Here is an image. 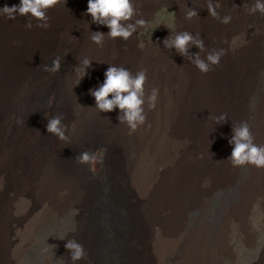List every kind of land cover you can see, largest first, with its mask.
Segmentation results:
<instances>
[{"label":"bare ground","instance_id":"bare-ground-1","mask_svg":"<svg viewBox=\"0 0 264 264\" xmlns=\"http://www.w3.org/2000/svg\"><path fill=\"white\" fill-rule=\"evenodd\" d=\"M20 2L0 0V8ZM51 14V19L62 21L69 13L63 7ZM29 17L0 16V264H93L99 240L104 264H233V258L242 255L249 263L261 258L264 264V168L235 167L227 160L234 147L229 143L233 126L242 121H247L254 142L264 146V73L256 79L246 59L237 72L223 70L220 62L203 73L191 63L192 70L180 73L173 88L171 79L176 81L177 75L155 71L150 61L137 70L129 57L123 67L133 75L146 70V94L159 89L154 109L146 101L144 124L129 134L128 125L118 119L123 114L119 108L107 113L95 108L91 90L102 86L105 77L99 84L89 83L75 105L73 123L63 117L68 139L51 133L46 137L34 115L41 95L59 75L40 66L47 65L46 52H60V44L50 23L42 29L33 18L30 29L19 26ZM107 42L92 44L88 53L106 59ZM161 62L172 63L165 58ZM109 63L107 58L100 69L106 71ZM256 80L259 87L251 90ZM246 93L253 99H246ZM62 102L71 105L69 98ZM225 114L227 120L217 124ZM112 144L124 150L146 227L126 236L118 212L106 211L90 230L88 242L80 243L86 257L73 262L59 216L87 203L88 191L67 159ZM130 202L126 210L139 225L141 217L132 214L136 203ZM22 205V221L27 223L13 235L11 223ZM145 241L151 242L147 258L141 249Z\"/></svg>","mask_w":264,"mask_h":264},{"label":"rangeland","instance_id":"rangeland-1","mask_svg":"<svg viewBox=\"0 0 264 264\" xmlns=\"http://www.w3.org/2000/svg\"><path fill=\"white\" fill-rule=\"evenodd\" d=\"M132 3L136 10L134 19H143L146 21V25L138 28L137 32L127 40L109 37L107 33L110 29L107 26L92 22L91 15L86 14L88 0H60V3L47 11L50 18L49 23L52 25L53 38L60 44V52L58 53L56 49L49 50L44 54L43 60H47V65L51 66L56 56L63 59L61 69L56 73L59 76L53 85L41 95L40 104L34 115L35 118H40V123L46 130V137L49 136L46 127L49 116H56L57 113L63 112L62 117H67V119L65 118L67 124L74 122L75 105H78L84 96L83 93L90 88L89 83L91 81L98 83L106 77L108 69L106 71L100 69L99 64L104 63L107 58L110 62L108 66L123 67L126 59L132 57L135 60L133 67L137 70H140L146 61H150L152 64L149 66L152 65L155 71H170L169 74L173 77L177 75L176 81L171 79V86L173 88L178 86L177 81L180 73H189L192 70L193 61L180 55L175 48L165 47L163 42L172 35V32L187 31L194 37L199 34L204 41L205 48L201 52L202 57H205L209 51L225 49L226 54L221 57L220 62L223 64L221 68L227 72L231 70L237 72L239 64L246 59L245 62L248 68H251L256 79L264 73V14L259 11L255 13L250 11L255 0H211L214 7L219 5L216 7L219 19L209 14L207 10L209 0H132ZM59 5H64L63 7L67 8L69 13L68 17L62 21L51 19V12L56 14L63 8H59ZM190 9H195L198 15L188 19L187 12ZM225 16L231 17L227 24L221 22ZM25 22L18 24L25 28ZM91 31L105 33L103 39L108 40L104 54L106 59L100 60L97 56L88 53L90 46L94 44L90 39ZM234 40L235 43H233ZM188 51L189 57H194L201 50L195 45H190ZM85 58L92 61V65L87 69L88 74L81 80L83 72L78 75L73 68L79 66ZM164 58L169 59L172 63L161 62ZM217 67L219 66L217 65ZM252 84L251 90L259 87L257 80ZM245 95L246 99H253L252 93ZM50 98H53L51 107L48 103ZM67 98L71 101V105L62 102ZM108 147L109 149L96 146V148L88 150L95 152L100 148L106 149L102 162L97 160L93 164H79L75 157L67 159L71 165L70 171L76 175L82 187L88 191V199L84 205L59 216L62 227L61 235L65 245L69 240L86 244L89 240L90 230L99 225L100 217L105 215L106 211L109 213L110 210L118 212L119 223H121V228L126 236L129 233L137 234L139 227L143 231L146 227V221L142 214L141 196L125 168L124 150L120 144H112ZM79 166H83L84 169ZM119 167L121 168L119 169ZM122 169L125 171L123 174ZM121 178L124 179L126 185L122 183ZM130 201L136 203L132 214L135 213L141 217L139 225L126 210ZM23 208V205L20 206L19 213L15 212L14 214L11 223L13 235L22 230L27 223L25 220L22 221ZM33 215L34 212L31 213L28 221ZM97 240L95 239V241ZM134 243L132 241V247L135 246ZM150 247L151 242L146 243L145 241V244L141 245L145 258L149 254L148 248ZM126 249L125 242V250L122 253H125ZM67 254L71 258L68 249ZM96 257L93 264L105 263L100 240L96 249ZM259 260L249 263V258L242 255L241 258H233V264H261ZM146 263L144 262V264Z\"/></svg>","mask_w":264,"mask_h":264},{"label":"clouds","instance_id":"clouds-1","mask_svg":"<svg viewBox=\"0 0 264 264\" xmlns=\"http://www.w3.org/2000/svg\"><path fill=\"white\" fill-rule=\"evenodd\" d=\"M60 0H21L19 5L8 6L5 5L0 8V16H5L9 20L17 19L19 16L30 17L26 23L27 28L32 27L31 20L34 18L38 21L37 27L47 29L49 25V16L47 11L55 7ZM217 5L216 7H218ZM209 0L207 10L213 17L220 18ZM252 13L259 11L264 14V0H255L253 7L250 9ZM92 17V22L97 25H105L110 31L107 35L111 38L129 39L138 28L144 27L146 21L143 19H134L136 10L133 6L132 0H88L87 13ZM195 9H190L187 12V18L191 19L197 16ZM230 16H225L221 19L222 23H229ZM92 32V31H91ZM105 33L92 32L90 39L96 44H102ZM164 45L168 49L175 48L176 51L193 61L195 67L201 72L207 73L211 70L212 65H219L221 57L226 54L225 49L212 50L207 52L205 57L201 56V52L205 50L204 41L199 34L193 36L190 32H172V35L164 40ZM235 43V40L233 41ZM195 45L200 48V53L195 54L194 57H189V46ZM62 57L56 56L52 61V65H41L40 68L47 73L56 74L61 69ZM92 61L85 58L76 67L77 74L83 72L81 80L88 74L87 69L91 67ZM106 80L98 89H92L91 95L95 97V108L99 112H112L119 108L122 115L118 117L120 123H126L134 132L138 126L146 121L145 104L149 109L156 107V101L159 89L153 88L150 94L145 92V82L147 79L146 70L138 71L135 75L130 70L117 66L110 65L106 72ZM109 96L112 98L109 99ZM52 99H49V107L52 106ZM227 117L221 115L216 122L226 121ZM47 131L60 140H67L68 125L63 123V117L60 115L49 116L47 122ZM233 133L230 144L234 145L230 160L233 166L239 167L247 164L256 166L257 168H264V146L257 145L254 142V137L251 133L247 121H242L238 126H233ZM106 149L100 148L95 152L85 150L81 152L75 160L79 164H93L97 160L102 162L103 154ZM78 214V212H77ZM71 253V260L73 262L83 260L86 257V252L82 244L75 240H69L66 245Z\"/></svg>","mask_w":264,"mask_h":264}]
</instances>
